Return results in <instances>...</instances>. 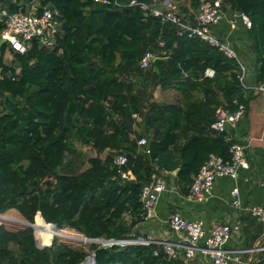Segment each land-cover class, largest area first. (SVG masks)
Returning <instances> with one entry per match:
<instances>
[{
	"label": "trees",
	"instance_id": "obj_1",
	"mask_svg": "<svg viewBox=\"0 0 264 264\" xmlns=\"http://www.w3.org/2000/svg\"><path fill=\"white\" fill-rule=\"evenodd\" d=\"M28 1L0 0L10 12ZM117 1L123 7L40 0L59 13L54 48L33 40L21 55L0 46V215L15 210L35 224L18 232L0 225V264H85L91 253L95 264H182L153 243H90L86 251L54 238H65L61 230L68 228L90 240L138 239L141 191L153 173L178 169L179 183L190 187L210 154L230 158L233 143L211 124L217 107L247 104L238 62L198 38L178 37L174 25L127 6L130 0ZM227 4L250 17V30L261 39L256 52L263 80L264 0ZM147 52L157 59L142 69ZM158 89L180 97L157 101ZM76 142L95 152L80 173L72 171ZM116 154L127 156L132 178H121Z\"/></svg>",
	"mask_w": 264,
	"mask_h": 264
},
{
	"label": "built area",
	"instance_id": "obj_2",
	"mask_svg": "<svg viewBox=\"0 0 264 264\" xmlns=\"http://www.w3.org/2000/svg\"><path fill=\"white\" fill-rule=\"evenodd\" d=\"M103 5H115L123 7L119 1L115 0H96ZM197 4V14L194 21H191L181 13L179 1L175 0H153L151 4L141 3L137 0H130L129 7H139L143 11L151 13L159 18L161 23H170L175 26L178 37L198 38L209 46L218 49L230 59H235L240 66L238 76L241 86L244 90H250L256 95L264 97V80L255 86H249L246 83V68L238 59L235 50L229 43L222 41L212 31V26L218 24L226 17V10L230 7L228 0H190ZM231 10V9H230ZM234 18L241 21L247 29L252 27V21L245 12L234 11ZM58 11L48 7H42L40 0H29L27 3H21L17 6L15 12H10L0 8V41L4 40L8 47L18 54H25L30 49L32 41L38 40L42 46L54 48L56 34L60 23L56 20ZM236 20L230 21L232 29L236 28ZM163 43L160 46L163 47ZM157 59L153 52H147L141 62L140 67L147 69L151 61ZM214 70L208 69L206 76L213 77ZM246 114V105L240 103L233 111L219 106L215 110L214 120L211 129L218 134L227 133L229 126H235ZM136 116V115H135ZM146 140L139 141V145H146ZM245 148L241 144L233 143L229 148L230 158L224 159L221 156L210 154L202 164L198 172L194 175L190 185L191 197L200 203L209 200L213 193L214 184L218 178L238 177V169H248L249 164L245 155ZM149 154L150 151L146 150ZM114 165L122 179L133 177L131 170H126L128 159L126 155L116 154ZM264 188V179L261 182ZM168 189V183L164 177L158 173H153L151 180L145 184L141 191V202L144 207L142 217L144 220L151 219L155 214V208L160 196ZM233 206L239 208V189L232 190ZM251 215L264 224V206L255 205L250 208ZM170 229L182 235V243L177 246L168 242H157L152 239L138 238L125 241H104L111 246L128 244H157L161 246L163 253L173 260L180 259V247L184 249V259L190 261L196 257L198 251H202L210 260L211 264H230L239 263V258L235 255L241 252L227 251L225 246L231 239L234 230L233 227L225 223H216L207 234L204 222L202 220L190 221L185 219L180 213L173 212L169 217ZM204 242L200 248V243ZM159 255L158 252L155 253ZM87 264H93L88 262Z\"/></svg>",
	"mask_w": 264,
	"mask_h": 264
},
{
	"label": "crops",
	"instance_id": "obj_3",
	"mask_svg": "<svg viewBox=\"0 0 264 264\" xmlns=\"http://www.w3.org/2000/svg\"><path fill=\"white\" fill-rule=\"evenodd\" d=\"M179 2L183 16L194 21L197 14L195 3L190 0ZM16 5H21V3ZM0 8L9 11L3 2H0ZM234 13L233 10L227 8L226 17L212 26V31L235 50L238 59L246 68L247 85L255 86L264 80H262L261 63L258 62L259 57L254 46L256 40H253L252 31L234 18ZM232 20H236L235 29L231 28L230 21ZM6 57L11 58L10 52H7ZM160 93H169L170 97L175 98L176 101L180 97L175 91L158 89L155 92L156 99ZM243 95L247 103L246 114L235 126H229L226 134L232 143L244 146L249 168H239L236 179L218 178L211 197L203 203L191 197L189 185L179 183L178 169L159 171L158 174L166 179L168 189L160 196L154 216L136 226L135 230L139 238L180 246L182 235L173 232L169 227L170 215L178 212L187 220H202L207 234L216 223L238 227L234 230L225 248L227 251L241 252L235 255L240 262L230 264H264V224L254 218L250 212L252 206H264V188L261 186L264 179V97L250 90H244ZM234 188L239 189L241 202L239 208L233 206L231 193ZM203 244L204 242L200 243V248ZM180 248L182 264H211L202 251H198L194 259L186 261L184 249Z\"/></svg>",
	"mask_w": 264,
	"mask_h": 264
},
{
	"label": "rangeland",
	"instance_id": "obj_4",
	"mask_svg": "<svg viewBox=\"0 0 264 264\" xmlns=\"http://www.w3.org/2000/svg\"><path fill=\"white\" fill-rule=\"evenodd\" d=\"M252 36H253V34H252ZM253 38H254V40H256L254 43L256 45L255 50L257 51V49H258L257 47H259V44H261V39L257 36H253ZM11 60H12V56H11V58L6 57L7 62H10ZM179 96H177V97H179ZM156 100H158L160 102H168V103H172V102L176 101L175 98L170 97L169 93H160L158 96V99H156ZM76 147L80 151V154L77 158L72 160V171H74L76 173L77 172L80 173L89 167L88 159L91 157H94L95 152L92 151L88 147H83L79 142H76ZM69 160L70 159H68V161ZM0 216H4V217L6 216L9 219V220H2L0 222V225H4L10 231L18 232L20 230L28 228L27 225L23 224V222H27V221L15 210H11V211H9L5 214H2ZM61 231L64 232L63 235H65V238L55 237L54 239H58L60 242L66 244V245H69L71 247H74V248H78V249L81 248V249H84L86 251L90 250L89 249L90 242H85L84 240H82L83 238H85L83 235H80L77 232L70 230L68 228L63 229ZM36 239H37L36 241H40V239L38 237H36ZM53 240L51 241V243L53 242ZM91 255H93V253H91Z\"/></svg>",
	"mask_w": 264,
	"mask_h": 264
},
{
	"label": "water",
	"instance_id": "obj_5",
	"mask_svg": "<svg viewBox=\"0 0 264 264\" xmlns=\"http://www.w3.org/2000/svg\"><path fill=\"white\" fill-rule=\"evenodd\" d=\"M3 44H5V41L4 40H1L0 41V46L1 45H3ZM38 214H40V216L42 217V215H41V213H38ZM43 218V217H42ZM44 220V219H43ZM45 221V220H44ZM47 224H49V223H47ZM35 224H31V223H29V222H27V227H31V228H33L34 230H35V226H34ZM49 225H51V226H53V228H55L56 230H59V228H58V226L56 225V224H49ZM82 240H84L85 242H90V243H98L99 245H100V248H108L110 245L108 244V242H103V241H94V240H90V239H88V238H83ZM52 244V243H51ZM51 244H49V245H41V246H39L37 243H36V245H37V247L38 248H40V249H42V248H46V247H48V246H50ZM92 262L93 264H95L96 263V256H95V254H93V255H91L90 257H88V259L86 260V262H85V264H87L88 262Z\"/></svg>",
	"mask_w": 264,
	"mask_h": 264
}]
</instances>
